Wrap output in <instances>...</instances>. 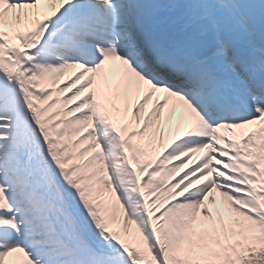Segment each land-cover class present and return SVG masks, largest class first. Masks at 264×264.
Returning <instances> with one entry per match:
<instances>
[{
    "label": "snow or ice",
    "instance_id": "1",
    "mask_svg": "<svg viewBox=\"0 0 264 264\" xmlns=\"http://www.w3.org/2000/svg\"><path fill=\"white\" fill-rule=\"evenodd\" d=\"M0 264H264V0H0Z\"/></svg>",
    "mask_w": 264,
    "mask_h": 264
},
{
    "label": "bare ground",
    "instance_id": "2",
    "mask_svg": "<svg viewBox=\"0 0 264 264\" xmlns=\"http://www.w3.org/2000/svg\"><path fill=\"white\" fill-rule=\"evenodd\" d=\"M117 211H118V214L122 215V212H119V210H117Z\"/></svg>",
    "mask_w": 264,
    "mask_h": 264
},
{
    "label": "rangeland",
    "instance_id": "3",
    "mask_svg": "<svg viewBox=\"0 0 264 264\" xmlns=\"http://www.w3.org/2000/svg\"><path fill=\"white\" fill-rule=\"evenodd\" d=\"M119 210V209H118ZM119 212H120V210H119Z\"/></svg>",
    "mask_w": 264,
    "mask_h": 264
}]
</instances>
